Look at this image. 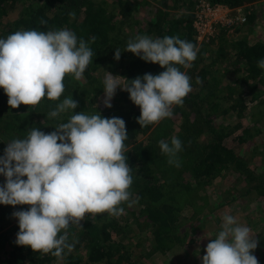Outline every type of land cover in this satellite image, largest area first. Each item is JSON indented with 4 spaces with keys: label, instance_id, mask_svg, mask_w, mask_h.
I'll use <instances>...</instances> for the list:
<instances>
[{
    "label": "trees",
    "instance_id": "trees-1",
    "mask_svg": "<svg viewBox=\"0 0 264 264\" xmlns=\"http://www.w3.org/2000/svg\"><path fill=\"white\" fill-rule=\"evenodd\" d=\"M103 1L0 0V26L3 29L0 31L3 32L0 39H6L19 30L50 31L67 28L75 32L78 40L83 39L89 44L93 51V62L86 69L88 72L85 76L88 79L86 84L90 83L91 89L81 86L82 91L80 90L81 93L76 96L80 100L78 113L90 108L87 98L90 93L97 96L101 94L103 89L99 79L93 77L92 73L96 71L99 61L108 54L112 44L116 41L121 42L119 38H122V22L115 21V15L107 9V3ZM210 1L213 4L237 8L260 0ZM175 3L177 6L172 8L181 9L180 12L174 14L169 8L170 3L166 5L163 3L166 8H156L152 12L153 17L148 18L146 31L148 34L154 33V39L179 36L180 39L193 43L199 49L197 59L192 62L190 68L186 69V74L191 79L192 91L184 98L183 105L173 106L172 116H181L184 122L188 123V119L194 114L195 124L188 125L195 127L188 130L185 123L180 126L173 123V130L165 137L168 143L173 136L181 140L182 150L178 153V159L182 160V157L186 156L187 164L182 165L180 162V167L170 165L168 157L161 152L159 142L153 138L154 130L160 128L165 120L170 118L142 128L137 122L141 115L140 107L132 102L127 91L119 92L111 109L105 111L95 109L94 114L100 113L104 118H121L126 123L128 137L124 141L127 148L125 156L132 168L133 184L130 191L136 203L131 207L127 203L123 204L125 210L119 217L107 213L96 216L86 215L81 221V226L70 225L69 242L73 243L74 247L71 251L65 249L62 259L51 253L34 252L30 247L18 245L15 236L20 231L19 222H16L18 218L12 217L11 214L29 210L30 206L0 204V264H138L140 262L134 261V258L138 256L140 259L149 251L142 252L145 241L155 252L161 253L175 249L184 242L178 231V222L182 208L187 206L185 198L192 189L189 182H185L184 168L189 170L191 179L197 185H202L199 181H203L205 185L214 181L226 170L236 169L242 173L248 170L234 150L225 144L227 137L241 126V121L231 128L225 127L222 123L216 125L214 119L219 115L229 114L231 110L237 112L239 119L247 115V107L243 105L242 98L232 96V84L239 81L253 82L256 87L264 82V69L258 67V61L264 59V40L250 42L242 38L231 42L225 38L227 33L223 31L219 35L223 44L222 54L217 53L207 66H201L200 63L205 61V54L209 49L204 44L198 45L197 42L194 25L195 2L175 0ZM118 6L122 8L121 15L127 18L125 22L133 26V12L136 7L130 1ZM15 9L20 10L18 18L12 22H4V19ZM69 13H74V17ZM255 16L256 14L251 12L249 16L251 23L255 20ZM41 20L46 21V24H41ZM137 23L139 24L138 21L135 24ZM116 34L119 36L117 37ZM130 39L134 38L130 37ZM231 65H239L242 70L244 69L245 76L231 83H224L228 66ZM177 67H180L182 72L185 69L182 66ZM222 67L223 72H221ZM165 70L158 63L145 62L134 54L125 68L124 75L131 81L147 73L158 75ZM197 78L201 83H196ZM72 80L71 76H66L65 91L59 101L45 98L36 107L21 104L19 108H11L7 94L0 87V157L4 156L7 142L27 136L28 126L39 128L41 131L46 129L48 123L43 109L53 110L59 102L67 98L68 94H73L75 88ZM201 91H206L207 94L202 95ZM226 99L231 104L223 107L222 102ZM68 120L69 118L61 123H66ZM55 130L54 127L52 132ZM208 133L211 135L209 136L211 141L203 144L200 139L203 134ZM147 135H151L148 140H141ZM188 141L190 147L186 146ZM190 152L192 154L188 155ZM4 184L6 177L0 174V186ZM262 184L261 182V186H257V190L261 188L260 192L264 196ZM148 233L151 234L150 238Z\"/></svg>",
    "mask_w": 264,
    "mask_h": 264
},
{
    "label": "clouds",
    "instance_id": "clouds-1",
    "mask_svg": "<svg viewBox=\"0 0 264 264\" xmlns=\"http://www.w3.org/2000/svg\"><path fill=\"white\" fill-rule=\"evenodd\" d=\"M124 51L166 70L138 76L127 84L124 77L106 71L104 105L112 107L120 88L140 107L137 122L142 128L171 118L173 106L183 105L192 91L190 77L177 66L190 68L199 49L179 36L152 39L138 35L128 40ZM121 53L117 48L116 60ZM92 57L89 44L67 28L19 30L0 39V87L11 108L21 104L36 107L45 98L59 101L66 76L81 80ZM258 67L264 69V59L258 61ZM196 83H201L199 78ZM77 107L69 96L47 117L58 118ZM55 128L48 134L32 128L25 138L7 142L0 157V174L6 177V184L0 186V204L30 206L13 214L19 221L18 245L62 259L65 249L74 247L69 242L70 225L81 226L86 215L119 217L125 210L123 204L131 207L136 201L130 191L133 176L125 156L128 133L123 119L80 112ZM159 147L170 165L180 167V139L173 136L170 143L161 140ZM222 219V230L207 244L203 264H259L253 255L258 240L252 237L251 229L237 223L233 215L226 214Z\"/></svg>",
    "mask_w": 264,
    "mask_h": 264
},
{
    "label": "rangeland",
    "instance_id": "rangeland-1",
    "mask_svg": "<svg viewBox=\"0 0 264 264\" xmlns=\"http://www.w3.org/2000/svg\"><path fill=\"white\" fill-rule=\"evenodd\" d=\"M129 1L136 7V10L133 12V26L128 25L125 22L127 18H124L121 15L122 8L118 6V4H126ZM193 1L195 2L194 10L201 1L211 2L210 0ZM103 2L107 3V9L115 15V21L117 23L122 22V38H119L121 42L116 41L112 44V48L109 49L110 51L108 54L105 55L102 61H99L96 71L92 73L93 77L99 79L103 90L98 96L94 93L88 95L87 98L90 108L84 110V113L88 115L94 114L95 109L99 111L111 109L114 105L115 99L119 96V92L124 91L120 88L117 89L116 95L111 101V108L104 105L103 100L105 93L103 80L106 71L110 72L114 77H124L122 80L127 84V78L125 77L124 72L134 54L124 50L126 49L130 37L135 38L138 35H147L154 39V33L148 34L146 31L148 28V18L150 16L153 17L152 12L156 8H166L163 6V3L165 5L166 3H170L169 8L174 14L181 11V9L172 8V6H177L175 0H104ZM232 9L236 10L234 14L245 16L247 22L234 25L233 27H224L223 24H220L216 27L215 37L205 38L203 40L197 38L198 45L204 44L206 45V48L209 49L205 54V61L200 63L201 66H207L210 60L215 58L217 53L218 55L222 54L221 46L223 44L221 43V36L219 35L223 31L227 33L225 38H228L231 42L242 38H246L250 42L264 40V1L260 0L259 2ZM19 11L18 9H15L4 19L5 21H3L12 22L16 20L20 14ZM251 12L256 14L253 23L249 20ZM223 14L225 17L227 12H223ZM231 14L232 13H230V16ZM136 21H138L139 24L137 23L136 25ZM2 30V26H0V31ZM2 33L3 32H0V35ZM116 35L117 37L119 36V34ZM117 48L122 51L119 60L115 59ZM222 66L224 67V64ZM223 67L221 72L224 71ZM228 67L227 77L225 79L226 81H223L224 83H231L237 78L245 76V72H243L244 69L242 70L239 65H231ZM86 72H88V70H86L85 73ZM183 72H186V69H184ZM85 73L83 74V78L79 81H77L74 76L69 75L71 76V79H73L72 84L75 91L73 94H68L67 97L72 96V98L78 103V107L75 110H69L66 113H62L60 117L53 119L46 116L50 110L44 108L43 113H45L44 117H47L45 119H47L48 124L43 132L46 134L51 133L56 125L60 124L65 119L70 118L71 115L78 113L80 109V100H78L76 96L81 93L79 92L80 90L82 91L81 86L91 89L90 83L86 84L88 79L86 78ZM231 92L233 98H242L244 101L243 105L247 107V115L239 119L237 117V112L231 110L227 115H219L215 117L214 123L216 125L222 123L225 127L230 126L232 128L241 121V126L227 137L225 144L234 150L239 159L244 162L248 170H245L243 173L236 169L226 170L218 175L214 181L212 180L206 185L203 181H199L202 185H197V183L191 179L189 170L184 168L183 172L185 171L184 174L186 175L185 182H189V185L192 188L185 198L187 206L182 208L178 222V231L181 233L184 242L175 249L166 253H161L155 252L154 249H152L153 247H150L148 242L145 241L142 252L149 251L146 256H141L140 259L138 256L134 258V261L140 262L138 264H203L202 257L206 254L207 244L210 242V239L216 238L219 231L222 230V218L226 214L233 215L236 218L237 223L245 225L251 229L252 237L258 240V246L254 250L253 255L256 256L259 264H264V196L260 192L261 188H258L257 190V186L260 187L261 182L263 183L262 185H264V82L255 87L253 82L243 83L239 81L232 84ZM201 94H207V92L201 91ZM227 101L229 100L226 99L225 102H222L223 107H228L231 104V102ZM170 120H165L160 128H156L157 131L154 130L155 135L153 138L157 142L166 140V135L173 130V123L177 126L185 123L188 130L195 127H189V125L195 124L194 114L188 119V123L184 122V118L181 116L172 117ZM32 128L34 127L28 126L27 130L30 131ZM149 136L151 135L144 136L141 140L146 141ZM209 136H211L209 133L203 134L200 142L203 144L210 142L211 138ZM186 143V146L188 145L190 147V141ZM190 154H192V152L188 155ZM185 157H182V160L179 159L182 165L187 164V158ZM252 178H254V180L251 181ZM174 193H176L175 190ZM13 214L14 213L11 215ZM12 217L15 216L13 215ZM16 222H19L18 219ZM147 235L149 236L151 234L148 233ZM15 239H17V236H15Z\"/></svg>",
    "mask_w": 264,
    "mask_h": 264
},
{
    "label": "built area",
    "instance_id": "built-area-1",
    "mask_svg": "<svg viewBox=\"0 0 264 264\" xmlns=\"http://www.w3.org/2000/svg\"><path fill=\"white\" fill-rule=\"evenodd\" d=\"M195 10L196 20L194 25L199 40L215 37L216 27L220 24H223L224 27H233L247 22L245 16L234 14L236 10L224 4L201 1ZM223 12H227L225 17ZM230 13H232L231 16Z\"/></svg>",
    "mask_w": 264,
    "mask_h": 264
}]
</instances>
